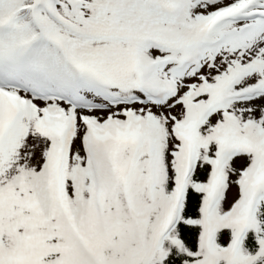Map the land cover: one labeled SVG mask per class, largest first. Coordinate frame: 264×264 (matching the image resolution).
Here are the masks:
<instances>
[{
	"label": "snow or ice",
	"instance_id": "6c2138e0",
	"mask_svg": "<svg viewBox=\"0 0 264 264\" xmlns=\"http://www.w3.org/2000/svg\"><path fill=\"white\" fill-rule=\"evenodd\" d=\"M0 264H264V0H0Z\"/></svg>",
	"mask_w": 264,
	"mask_h": 264
}]
</instances>
